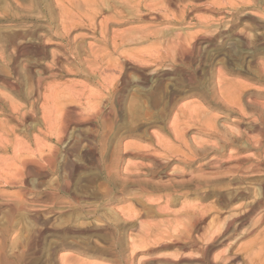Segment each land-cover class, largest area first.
Wrapping results in <instances>:
<instances>
[{"label":"rangeland","instance_id":"1","mask_svg":"<svg viewBox=\"0 0 264 264\" xmlns=\"http://www.w3.org/2000/svg\"><path fill=\"white\" fill-rule=\"evenodd\" d=\"M129 1L132 2V5H130V7L133 6L131 11H127L126 9L124 11L122 7H116V8L111 7L110 9H105L103 13L101 12V14L97 16V20H96L97 23H99L103 18L106 17L113 18L105 42L103 41V39L92 35L91 34L92 32L87 27H84L83 29L77 28L71 31L70 33L71 38L78 37L79 41L77 40V42L72 44V47H68V48L66 47L63 50V52L57 49V45L62 44V41L53 40L49 42V44L52 45L46 51L47 52L50 51L51 55L53 53H58V54L61 53L60 55H62V58L59 59L57 66H52V59L50 57V54H48V57L45 58L44 55L43 56L40 55L34 49L25 53L22 50H20L17 53L14 51L15 47H13L9 43L8 37L11 36L10 34L12 33L15 34L17 32H23V33L30 32V31H34V29L38 37L44 36L45 35L44 33L47 31L49 32L52 31L54 32L55 35L56 33L59 34L62 33L60 29V25L62 21L61 10H58L62 6L61 5L62 2L60 1L61 2L60 3L58 0L57 1L56 0H0V19H2L0 20V58H1L0 59V96L4 98L7 103L6 104L7 107L5 109L0 107V138H1L0 139V149H1L0 150V226H1L0 235L2 234L4 236V237H1L2 235L0 236L2 238V239L0 238L1 239L0 243L3 242L4 245L2 256L0 253V257H1L0 264L1 263L14 264V262L20 264V262L17 261L20 258V256L18 255L21 254L23 247L26 246V244L30 241V239H32L31 236L34 232L33 230L39 229L40 231L43 222L49 223L52 227L54 226V228H52L53 232L45 231V233L43 234L45 236L44 239H43L44 237L43 235L37 238L38 239L37 242L33 244L34 246L32 245L31 251L28 252V254L31 253V255L30 254L26 255L23 264H174V263L185 264V262L187 264H197V262L193 260H195L197 257H200V254L197 251H196L197 253L193 251V249L195 248L187 249L188 251L183 250L182 252V250L178 246L171 245L172 246L171 247L169 245L166 246L164 249L163 243L167 239L165 238V241L163 240L164 242L161 241L162 243L159 242L158 238H160L159 236L161 231H162L161 235H163L164 232L167 233L170 231H174L175 228L173 227H175L176 224L172 223L171 220L176 219V216H179L181 214L182 212L181 209H183V207L200 205L201 207L204 208L203 213L201 214H204L205 222L201 224V226L199 227L196 233L197 236L199 237L200 234L202 235V233H204L205 229L208 227L209 223L214 219L215 215L216 217L220 216L221 218L228 217L231 214L233 208L235 207L237 208V206L241 205L242 203H249L253 201L256 198L257 193H260L261 189L263 188L262 186L264 185V167L261 168L259 172L253 174H247V175L242 174V176L243 177L245 176V178L247 179L246 182L247 184L245 186H239V185L231 186V189H235V187L244 188V189L246 187L247 188L251 187L250 188L251 194L248 197V199H246L247 201L246 200L234 201L232 206L229 207L227 210H221L220 206L216 204L215 198L203 201L201 197L193 189L194 188V186H192L193 184H191L190 186H186L185 187L186 189L185 188L174 189L176 191L161 190L160 192L159 191L152 192L150 194L153 195L152 197L150 196L151 200H148L146 199L145 196H142L141 200L140 201L137 200L136 202L134 195L132 196L130 192L126 193L124 196H120V193H117V195H115L116 199L112 201L110 200L108 201L107 199H104L105 198L104 193L107 186L102 180H100L99 177L97 178L98 167L101 161L100 153L104 152V158H108L107 159L108 162H106V160L105 162L107 164H111L113 160L115 161L116 159L115 157L118 151L124 152L127 146L131 145L132 147H135L136 144L141 147L143 146L150 147L151 145H154L156 143L154 141L158 140L159 135H160L159 138H161L162 136L161 138L162 140L164 139L168 144H170L171 142L170 146H172L173 144L174 146L172 147L175 148L177 147L176 149L179 148L178 151L180 150H181L180 152L183 151L188 157L192 156L191 154L193 155L198 154L200 152L199 147L202 148V145L208 144L207 146L210 147L212 146V144L213 146L215 145L218 146L220 144L218 146V149L220 152L222 151L221 153L219 152L221 155L219 153L215 154L213 153V151H209L207 160L204 161H209L212 157H220V156L223 157L225 154L226 155L223 158H221L223 161L229 159L228 157L230 156H231L230 158L232 159H229L227 163L222 161L224 164L223 169H220L222 171H220L219 169H217L216 171V168H214L215 165L208 167L207 168L208 170L213 168L211 169L212 170L211 172L216 173L212 175L213 176L212 178L219 175L220 173L223 174L224 167L226 168L227 165L229 166V168L233 166L231 169L237 167L236 165L237 161L235 159L238 160L240 157H241L240 159H245L247 161L248 160L250 161L248 163L243 164L244 165L243 170L245 172H248L250 170V167L253 165L252 161L253 162L258 161L259 159L264 158V134H263L264 113L259 112L260 114H258V110L264 112V110H262L264 109V95H263L264 93V64H263L264 63V27H263L264 0H185L186 6L187 5L188 6H187V11L184 15L181 13L182 9L179 6L181 4H179L178 2H173L170 4L166 0H144L142 1L141 8L139 9L135 7V5L138 4V2H140L141 0H129ZM82 12L84 13L82 14ZM78 13H80V15H84L85 10L83 9ZM232 13L234 14L236 13L237 18L238 16L239 17L244 15L247 16L245 18H242L241 21H238V27L236 28L235 32L230 33L231 32L230 31L228 33H224V35L222 34L220 36H215L217 32H219L218 31L219 29L225 30V26L229 27L231 25V20L233 18ZM49 16H51L52 19L56 21L52 25L49 20L50 19ZM78 18L79 17H77V20H79ZM116 18L117 20L114 21V19ZM242 30L243 32H241ZM238 33L240 35L243 34L242 35L243 37L241 36L239 37L240 38L239 39L237 37ZM247 34L248 36L252 37L253 40L251 41H253L254 43L250 41L251 39L250 37H246ZM237 40L240 42L237 43ZM243 40L245 41L246 44H243L244 43ZM34 41L31 40L29 42V46L33 45ZM115 44L118 45L117 50L113 49ZM237 44L241 46H238ZM247 45H249L251 48ZM231 46L233 48H231ZM182 50L183 52L185 51L186 53L184 52L183 54ZM33 52L34 54L35 53L37 54L34 55ZM231 54L234 58L230 56ZM96 56L99 58L97 59ZM185 56L188 58H186ZM189 58L191 59V61ZM124 59H126L127 61L129 60L128 62L129 63L131 62L130 64L133 66L146 69V73L149 75V79L148 81L143 83L142 80L140 81V75L138 72L131 70L130 68L128 69V67H125L128 71L127 75L130 78V82L128 84V87L122 94L123 97L121 96L120 98L116 99V101L114 99L108 100L107 98L108 96L106 94L108 91L107 88L110 87L115 82V80L120 76L121 70L119 67V63L120 61L121 62L124 61ZM108 63L117 64L118 67L108 68L107 67ZM211 64L212 65L214 64V66H212ZM46 65L50 66L51 69L50 71L44 72L42 66H46ZM219 67L221 68V70H218L220 69ZM237 67L239 68L236 69ZM226 69L229 70L227 71ZM261 70L262 72H260ZM220 73L223 74L222 75L223 78L222 77L220 78L221 76ZM155 74L157 77L155 76ZM211 74L214 75L212 76ZM193 76L197 77L198 83L195 80L190 79V77L193 78ZM3 78H9L13 82H16V80H18L21 86L20 91L14 92L9 85L4 84L2 82ZM224 78L225 81H223ZM184 79L190 80V81L187 80L189 85L186 83ZM155 80L157 81L155 82ZM171 81L173 84H170ZM181 82L184 85L181 84ZM190 84L193 86L190 87L191 86ZM241 84L243 85L245 84L244 86L246 87H244ZM210 85L212 88L209 87ZM165 87L167 89H165ZM178 87H180L181 89H179ZM235 87L238 89H236ZM222 88H224L225 90ZM253 88L255 89V91H253ZM256 89L260 92H258ZM170 91H173V93L171 94ZM234 91L235 92L238 91L239 93L237 92L235 94ZM193 92H195V94H193ZM162 93H165V95ZM199 93H201L202 95ZM170 94L172 96H169ZM214 94L218 97H215ZM7 95H9V97ZM216 99L219 100L221 104H219V101H216ZM230 99L232 103L237 101L236 104L234 103L231 106H229V104H231L229 102ZM105 100H108L109 103H111L110 111L108 110H105L106 112L99 111V109L102 106V102L104 103ZM171 100L174 101V103ZM117 101L119 102L121 101V102L119 103ZM171 102L173 103L172 105ZM224 102L225 103L228 102V103L225 104ZM32 103L35 104L36 109H39V114H38L39 121H36L35 123L28 122L26 126H24L22 122L17 120L19 113L17 111L16 112L13 111V109L14 107L19 108L20 110L19 112L21 114L30 111L33 105ZM135 105H137V107ZM227 105H228V109L225 108V106L227 107ZM67 106H72L76 112H74V110L72 111L68 109ZM139 106H141L143 109ZM262 106L263 108H261ZM220 108H222L221 111ZM239 108H241L242 110L240 109L241 111H238ZM64 110L66 112L68 110V112L65 114ZM197 110H201V111L196 112ZM137 111L139 112L137 113ZM202 111L204 113L203 115L209 113V119L212 117V115L215 116V118L213 117H212L213 119L211 118L213 120V123L211 124H214V120H216L215 121L216 125L214 124L215 126L209 124L211 120L209 119L207 120L206 116H202L201 119H199L200 116L202 115L201 113ZM227 111L230 112L228 113ZM237 112L239 114H237ZM197 113H200V115ZM210 113H211V117H210ZM75 114H77V118H80V120L75 117L76 116ZM71 115L75 118H73ZM65 116L67 117L66 120L64 119ZM162 117L163 119L161 120ZM190 121L193 122L191 123ZM32 123L36 125H33ZM186 123L188 125L189 123L191 124V128H189L187 131L185 130L187 132L185 133L186 136L183 135L184 137L183 139H186L187 141L186 142L184 140L185 145L186 143L188 144L186 145L187 150L186 148H184L186 146L183 144V142H176L177 140H175L176 134L179 133V132L175 133L176 131L181 130L183 127L184 129L188 128L187 127L188 125ZM62 124L65 125L63 126ZM207 124L212 127H209ZM184 125H187L186 128ZM170 126L171 127L173 126V129ZM217 126L219 130L217 129ZM51 127L55 129L56 133L52 134L53 135L52 137L55 139H57L60 131L66 132L64 134V141L62 143L57 145L55 144V142H52L50 140L51 135L49 131ZM197 127L198 128L201 127L199 131ZM215 127L217 130H215ZM210 128H213L214 132ZM220 128H223V130ZM142 129L143 130L145 129L144 132ZM204 129H207L208 131L207 130L204 131ZM226 129L227 132L230 130L229 134L231 136V141L229 142H225L226 137L230 138L229 134L226 132ZM131 130L133 131L132 134H131ZM135 130H137L139 133L136 132ZM200 130L202 133L198 134L197 132H200ZM259 130H261V132ZM152 131H154V134H151ZM181 132L182 131H180V133ZM207 132L209 133L211 132L212 136H208L209 134ZM220 132L222 134H220ZM143 134L144 137L141 136ZM150 134L152 136L157 135V137L153 136L154 137L153 138ZM173 134L174 136H172ZM145 137L147 138L145 139ZM219 139H220L219 142H222L224 139L223 143H219L218 142ZM203 140L205 141V144ZM206 141H208L207 144ZM196 142L199 143L197 144ZM192 143L193 144L196 143L197 145L196 144L193 145ZM224 143H226L227 145ZM90 145L95 148L94 149L92 147L90 148ZM224 145H226L225 148H223ZM220 146L222 147V149L220 148ZM52 147H56L58 151V168L56 174H54L55 176L51 174L48 176L47 175L42 176L39 171L30 175L26 174V172L22 169V166L20 165V161L18 160L19 154L20 153L23 155L26 154L29 155L31 158H34L42 152L47 154L50 148ZM193 147H195V149H192ZM66 148L68 151L66 150ZM97 150L100 152H98ZM86 151L89 152L87 153ZM92 151H94L96 154H94V152L92 153ZM71 152L73 154H71ZM78 153L79 155H76ZM91 154L93 156H91ZM177 154L178 153H174L171 155H177ZM199 157H202V154H200L198 158ZM126 159L127 161H133V162L135 161L140 163L143 162L141 160L138 159L136 160L133 158H131L130 160L129 158ZM75 161L78 164H75L76 163ZM127 161H124V163L121 162L119 164V170L121 169L120 170L121 173L126 168ZM60 162L62 163V165L60 164ZM68 164L71 167H69ZM74 164L77 166V168L74 166ZM247 164L250 167L247 166ZM198 165L199 164L197 162L194 165V168H196ZM71 168H73V170ZM173 168L181 170L183 169V165L176 162L172 164L171 169ZM17 169H20L22 171V173H20V177L18 178V180L14 181V184L6 183L5 177H7L9 181L10 180L12 181L13 179L12 175L15 173ZM190 172L192 171H189L186 174L190 176L191 175ZM217 172L220 173L217 174ZM194 173H195L194 175L196 176L201 175V173L198 171H195ZM23 174L25 175V178L21 177L24 176ZM37 174L40 176H38ZM226 175H227L226 178H228V175L231 176L232 174H226V170H225L224 175L221 176L223 177ZM176 176L180 177L178 179H182V177L179 174ZM50 179L56 181L55 186L57 190L54 191L55 192L54 195L50 194L48 196L50 199L49 200L48 197L47 198L43 197L39 187L44 184L50 183L51 181ZM67 181L70 183H68ZM21 191L24 193V196L23 193H21ZM84 191L86 192L84 193ZM133 191L135 192V190ZM18 194H22V196L19 197L20 195L18 196ZM140 196L138 195L137 197L140 198ZM32 197L33 200H31ZM47 199L49 200V202ZM158 199H160V201ZM21 200L22 201L24 200L25 202L24 201L23 202L25 204ZM19 201L22 206L20 205ZM149 201L150 202L158 201L160 205L162 204L161 205L162 207L160 208L162 210L163 207L167 206V203L171 202L173 205L171 206L172 208L169 211H165L164 208L163 213L162 210L160 209H157L159 213L156 210L152 211L148 209L147 211H145V215L143 216V218L142 216H139L138 218L135 219V221L137 222V225H135V227L137 226L136 229L133 228L132 230V228H125L123 229V232H128V234L130 235L135 234L136 231H140V224H144L143 228H141V231L144 230L146 233L148 232L149 234L150 233L159 234L158 238H155L156 236L155 237L153 236L155 239L158 240L153 239L152 236H151L152 238L151 240H149L150 236L146 237L147 240L146 238H139V237H137V239L136 238L133 239L132 237L128 236L125 239L126 241L117 240L118 242H115L116 240H110L105 237L102 238L101 233L102 232L104 233V231L105 232L109 231L107 228L106 230L105 228H103V226H105L106 220L116 221V217H118L117 215H119L120 218L122 219L119 218L120 220L117 222L118 223L120 222V224H124L123 222L128 218L126 214L124 215L125 212L127 213V211L125 210L134 209L136 212H139V210H142L143 207L145 206L144 204L145 203L147 204V202ZM14 202L16 204H14ZM212 205L213 206L216 205L215 206L216 210L214 209L212 211L211 210L209 211L208 209ZM19 206H21L20 209ZM16 208L18 212L14 210ZM11 210L12 212H10ZM172 211L173 212L177 211V213L172 214ZM221 211L223 212L221 213ZM28 213L29 214L32 213L31 214L32 216L29 215ZM168 213L172 215H169ZM11 214L14 218L11 217ZM9 215L11 219L8 217ZM14 215H16V217ZM260 216L261 219H259ZM30 217L32 219H30ZM37 217L39 218V220L36 219ZM128 219L130 221L132 220L130 218ZM128 219L126 221H129ZM178 219L180 220L186 218L184 216L181 217L180 215ZM29 221L32 222V225L30 224L32 228L29 226V223H31ZM117 222L114 223L118 224ZM38 223H41L39 224L41 226L38 227L37 225ZM10 224L12 227L11 226L9 227ZM3 225L6 226V228L5 227L3 228L4 230L2 229ZM20 225L22 226L20 227ZM96 225H100V228L99 226ZM13 226H15V228ZM247 226H248V228L246 227L247 234L245 233L243 238L240 237L237 246L233 250V253L239 257L236 261H234L235 263L233 262V264H238V263L252 264L253 261L255 264H264V234H263L264 207L258 210L256 214L253 215L251 222H249ZM70 227L73 230L78 228L77 229L78 231L77 230H76L77 232L73 231ZM69 228L72 231H70ZM171 228L172 230H170ZM53 229L55 230V232ZM63 229L64 230L66 229L67 231H64ZM99 229L101 230L104 229V230L101 231ZM97 230H99L100 232L98 233ZM21 231H23L24 233H22ZM249 232L251 233L248 234ZM23 236L24 237L26 236L28 241L26 240V237L24 239ZM255 236L258 238H256ZM142 239H145L146 241ZM20 240L22 242H20ZM167 241L169 242V240ZM57 245L58 247H56ZM153 245L154 246L156 245V247H154ZM160 245L162 246L160 247ZM247 245L249 246L247 247ZM150 246H152V248L148 249L150 248ZM157 246H158V250H157ZM51 247L56 249V255H52L53 258L51 257ZM143 247L144 249L142 250L141 248ZM221 247L222 246H220L219 248L218 246L216 248L218 249L217 251L214 250L213 252H210L212 256L209 255V257L215 260V258H218L219 255L224 254L226 252V247L225 246L222 248ZM38 248L39 251L40 250L42 251L38 252ZM153 248H155V252ZM36 250L38 253L36 252ZM147 250L150 251L146 252ZM177 250H179L180 252ZM12 251H13V255L15 256H12ZM116 252L118 255L116 254ZM176 252L179 255H177ZM184 252H188V253H185L184 255ZM260 253H262V255H259ZM180 254L184 255L188 259L190 258L188 256L191 255V258L193 257L192 258L193 262L191 261L190 258V262L192 263H189L188 261L185 260H183L184 262L183 263ZM254 254L257 256V258ZM16 256L18 257L17 259ZM165 257L166 258L169 257L171 259L169 258L164 259ZM129 259L131 260L129 261ZM173 259H175V261ZM2 260L4 261L1 262ZM132 260L134 261L132 262ZM144 260H146L148 263L147 262L144 263ZM168 260L171 262L169 263Z\"/></svg>","mask_w":264,"mask_h":264},{"label":"bare ground","instance_id":"2","mask_svg":"<svg viewBox=\"0 0 264 264\" xmlns=\"http://www.w3.org/2000/svg\"><path fill=\"white\" fill-rule=\"evenodd\" d=\"M57 1V0H56ZM59 2L61 1L62 2V6L60 7V9H58V10H61V19H62V21H61V25H60V29H61V31H62V33H56V35L54 34V32H49V31H47V32H45L44 34V36H40V37H38L37 36V33L35 32V29H34V31H30V32H17V33H15V34H10L11 36H9L8 37V41H9V43L13 46V47H15V52H17L18 53V51H20V50H22L24 53L25 52H29L30 50H32V49H34L36 52H38L40 55H44L45 56V58H47L48 57V54H50V57H51V59H52V66H57V64H58V61H59V59H61L62 58V55H60L61 53H53L52 55H51V53H50V51H46L47 49H49L50 47H51V45L49 44V42H51V41H53V40H60V41H62V44H58L57 45V49H59V50H61L62 52H63V50L67 47H72V44H74L75 42H77V40H78V37H74V38H71V35H70V33H71V31H73L74 29H77V28H81V29H83L84 27H87L88 29H90V31L92 32L91 34L92 35H94V36H96V37H99V38H101V39H103V41L105 42V39H106V36H107V34L109 33V29H110V27H111V21L113 20V18H110V17H106V18H103L102 19V17H101V21L99 22V23H97L96 22V20H97V16L99 15V14H101V12L103 13V11H105V9H110L111 7H122L123 9H124V11H125V9L127 10V11H131L132 10V7H130V5H132V2L131 1H129V0H58ZM142 1H144V0H141L140 2H138V4H136L135 5V7H137V8H141V4H142ZM168 3H173V2H178L179 4H181V5H179L180 6V8L182 9V11H181V13L184 15L185 13H186V11H187V6H186V1L185 0H166ZM60 2V3H61ZM193 5V4H192ZM144 7V6H143ZM257 7V6H256ZM255 7V8H256ZM85 10V14L84 15H80V13H78V12H80L81 10ZM167 9V8H166ZM56 10V9H55ZM112 10V9H111ZM235 11H237V10H235ZM234 11V12H235ZM77 12V13H76ZM75 13H76V15H75ZM84 12H82V14H83ZM189 13V12H188ZM54 14V13H53ZM137 15V14H136ZM176 15V14H175ZM232 20H231V25L229 26V27H226L225 26V30H222V29H219L218 31L219 32H217V34L215 35V36H220V35H224V33H228V32H230V33H233V32H235L236 31V28L238 27V21H241V19L242 18H245L247 15H244V16H241V17H239L238 16V18L236 17V13L234 14V13H232ZM111 16V15H110ZM127 16V15H126ZM252 16V15H251ZM77 17H79L78 19L79 20H77ZM142 17V16H141ZM186 17V16H185ZM48 18V17H47ZM49 20H50V22H51V25L52 24H54L56 21L54 20V19H52V17L51 16H49ZM174 18V17H173ZM184 18V17H183ZM60 19V18H59ZM256 19V18H255ZM0 20H2V19H0ZM100 20V19H99ZM115 20H117V18L116 19H114V21ZM129 20V19H128ZM30 21V20H29ZM168 21V20H167ZM183 21V20H182ZM253 21V20H252ZM255 21V20H254ZM258 21V20H257ZM264 21V20H263ZM125 22V21H124ZM220 22V21H219ZM243 22V21H242ZM260 23V22H259ZM48 24H49V22H48ZM122 24V23H121ZM124 24V23H123ZM242 24V23H241ZM112 25H114V24H112ZM258 25V24H257ZM58 26V25H57ZM44 27V26H43ZM264 27V26H263ZM59 29V30H60ZM32 30V29H31ZM238 30V29H237ZM248 30V29H247ZM18 31V30H17ZM241 32H243V30L241 31ZM260 34V33H259ZM79 35V34H78ZM88 35V34H87ZM233 35V34H232ZM243 35V34H242ZM242 35H240L239 33L237 34V37L239 38V37H241ZM58 36H60V37H58ZM76 36H77V34H76ZM211 36V35H210ZM227 36V35H226ZM246 36V35H245ZM95 37V38H96ZM243 37V36H242ZM246 37H250V36H248V34H247V36ZM235 38V37H234ZM251 39H250V41L251 40H253L252 39V37H250ZM260 38H262V37H260ZM260 38H259V40H260ZM83 39V38H82ZM112 39V38H111ZM203 39H205V38H203ZM207 39V38H206ZM211 39V38H210ZM223 39V38H222ZM240 39V38H239ZM247 39V38H246ZM31 40H35L34 41V43H33V45H31V46H29V42L31 41ZM199 40V39H198ZM79 41V40H78ZM119 41V40H118ZM205 41V40H204ZM208 42H209V40H208ZM238 42H240V41H238L237 40V43ZM244 42V43H243ZM243 44H246L245 43V41L243 40ZM251 42H253V41H251ZM184 43V42H183ZM207 43V42H206ZM217 43V42H216ZM242 43H240V44H242ZM254 43V42H253ZM87 44H89V43H87ZM120 44V43H119ZM198 44H199V42H198ZM197 44V45H198ZM210 44V43H209ZM185 45V44H184ZM193 45H195V44H193ZM212 45V44H211ZM238 45V44H237ZM54 46V45H53ZM216 46H217V44H216ZM234 46V45H233ZM238 46H241V45H238ZM247 46H249V45H247ZM246 46V47H247ZM87 47V46H86ZM93 47V46H92ZM121 47V46H120ZM245 47V46H244ZM250 47V46H249ZM8 48V47H7ZM80 48V47H79ZM213 48V47H212ZM231 48H233L232 46H231ZM251 48V47H250ZM70 49V48H69ZM85 49V48H84ZM87 49V48H86ZM89 49H90V47H89ZM114 50H117L118 49V45H114V48H113ZM188 50H190V49H188ZM13 52V51H12ZM32 52V51H31ZM68 52V51H67ZM76 52V51H75ZM92 52V51H91ZM102 52V51H101ZM182 52H183V50H182ZM185 52V51H184ZM184 52H183V54H184ZM192 52V51H191ZM233 52V51H232ZM186 53V52H185ZM8 54V53H7ZM12 54V53H11ZM33 54H34V52H33ZM35 54H37V53H35ZM34 54V55H35ZM181 54V53H180ZM190 54V53H189ZM188 54V55H189ZM192 54V53H191ZM233 54V53H232ZM232 54L230 55V56H232ZM256 54V53H255ZM4 55V54H3ZM2 55V56H3ZM15 55V54H14ZM26 55V54H25ZM29 55V54H28ZM65 55V54H64ZM118 55H119V53H118ZM188 55H186V56H188ZM194 55V54H193ZM5 56V55H4ZM22 56H24V55H22ZM38 56V55H37ZM103 56V55H102ZM101 56V57H102ZM109 56V55H108ZM185 56V57H186ZM192 56V55H191ZM21 57V56H20ZM40 57V56H39ZM97 57V56H96ZM123 57V56H122ZM121 57V58H122ZM233 57V56H232ZM231 57V58H232ZM238 57V56H237ZM8 58V57H7ZM44 58V59H45ZM99 57H97V59H98ZM131 58V57H130ZM186 58H188V57H186ZM185 58V59H186ZM234 58V57H233ZM1 59V58H0ZM5 59V58H4ZM75 59V58H74ZM96 59V60H97ZM183 59V58H182ZM184 59V60H185ZM190 59V58H189ZM203 59V58H202ZM42 60V59H41ZM118 60V59H117ZM232 60V59H231ZM4 61V60H3ZM10 61V60H9ZM106 61V60H105ZM129 61V60H128ZM126 59H124V61H120V63H119V67H120V76L115 80V82L110 86V87H108L107 89H108V91H107V98H108V100H111V99H114L115 101H116V99H118V98H120L121 96H122V94L124 93V91L126 90V88L128 87V84H129V82H130V78H129V76L127 75V69L125 68V67H128V69L130 68L131 70H134V71H136V72H138L139 73V75H140V81L142 80V82L143 83H145L146 81H148V79H149V75L146 73V69H143V68H140V67H136V66H133V65H131L129 62H128ZM190 61H191V59H190ZM97 62V61H96ZM107 62V61H106ZM232 62V61H231ZM247 62V61H246ZM243 63V62H242ZM5 64V63H4ZM3 64V65H4ZM15 64V63H14ZM28 64V63H27ZM32 64V63H31ZM120 64H122V65H120ZM204 64V63H203ZM231 64V63H230ZM253 64V63H252ZM256 64V63H255ZM264 64V63H263ZM10 65V64H9ZM25 65V64H24ZM30 65V64H29ZM172 65V64H171ZM212 65V64H211ZM233 65V64H232ZM237 65V64H236ZM254 65V64H253ZM262 65V64H261ZM14 66H16V65H14ZM13 66V67H14ZM122 66V67H121ZM212 66H214V64L212 65ZM226 66V65H225ZM257 66V65H256ZM9 67V66H8ZM20 67V66H19ZM22 67V66H21ZM108 68H115V67H118L117 66V64H114V63H108V66H107ZM153 67V66H152ZM229 67V66H228ZM246 67V66H245ZM261 67V66H260ZM56 68V67H55ZM163 68V67H162ZM193 68V67H192ZM191 68V69H192ZM220 68V67H219ZM239 67H237L236 69H238ZM250 68V67H249ZM252 68V67H251ZM254 68V67H253ZM13 69V68H12ZM27 69V68H26ZM35 69V68H34ZM42 69L44 70V72L45 71H50V69H51V67L50 66H42ZM194 69V68H193ZM192 69V70H193ZM197 69H198V67H197ZM202 69V68H201ZM212 69H213V67H212ZM215 69V68H214ZM234 69V68H233ZM232 69V70H233ZM14 70V69H13ZM38 70V69H37ZM61 70V69H60ZM98 70V69H97ZM114 70V69H113ZM167 70V69H166ZM218 70H221V68L220 69H218ZM223 70V69H222ZM227 70V69H226ZM229 70V69H228ZM227 70V71H228ZM2 71H3V69H2ZM215 71V70H214ZM39 72V71H38ZM92 72H94V71H92ZM96 72V71H95ZM150 72V71H149ZM188 72V71H187ZM220 72V71H219ZM222 72V71H221ZM235 72V71H234ZM260 72H262V70L260 71ZM4 73V72H3ZM49 73V72H48ZM213 73V72H212ZM223 73V72H222ZM222 73H220V78L222 77ZM261 74H263V73H261ZM5 75V74H4ZM11 75V74H10ZM151 75V74H150ZM190 75V74H189ZM188 75V76H189ZM198 75H199V73H198ZM212 75V74H211ZM214 75V74H213ZM212 75V76H213ZM155 76H156V74H155ZM166 76V75H165ZM169 76V75H168ZM187 76V77H188ZM212 76H211V78H212ZM157 77V76H156ZM155 77V78H156ZM163 77V76H162ZM186 77V78H187ZM215 77V76H214ZM11 78V77H10ZM193 78H196V79H193ZM193 78L192 77H190V79L191 80H195L196 82H197V77H195V76H193ZM223 78V77H222ZM23 79V78H22ZM37 79V78H36ZM38 80V79H37ZM185 80V79H184ZM188 80V79H187ZM187 80H185L186 81V83L188 84V82H187ZM222 80V79H221ZM251 80V79H250ZM258 80V79H257ZM261 80V79H260ZM259 80V81H260ZM157 80H155V82H156ZM164 81V80H163ZM188 81H190V80H188ZM219 81V80H218ZM223 81H225V78H224V80ZM253 81V80H252ZM2 82L4 83V84H7V85H9L10 86V88L14 91V92H19L20 91V89H21V86H20V82L18 81V80H16V82H13L12 80H10L9 78H3V80H2ZM42 82V81H41ZM160 82H162V81H160ZM184 82V81H183ZM191 82H193V81H191ZM222 82V81H221ZM138 83H140V82H138ZM185 83V82H184ZM185 83V84H186ZM198 83V82H197ZM201 83V82H200ZM225 83V82H224ZM234 83V82H233ZM165 84V83H164ZM164 84H162V85H164ZM170 84H173L172 83V81L170 82ZM175 84V83H174ZM177 84V83H176ZM181 84H183L182 82H181ZM39 85V84H38ZM168 85V84H167ZM180 85V84H179ZM184 85V84H183ZM189 85V84H188ZM191 85V84H190ZM201 85V84H200ZM214 85V84H213ZM227 85H228V83H227ZM241 85H243V84H241ZM245 85V84H244ZM243 85V86H244ZM169 86V85H168ZM177 86V85H176ZM186 86V85H185ZM184 86V87H185ZM193 85H191L190 87H192ZM195 86H197V85H195ZM231 86V85H230ZM210 88H212L211 87V85L209 86ZM228 87V86H227ZM237 87V86H236ZM235 87V88H236ZM239 87V86H238ZM241 87V86H240ZM244 87H246V86H244ZM38 88V87H37ZM42 88V87H41ZM48 88V87H47ZM54 88V87H53ZM58 88V87H57ZM66 88V87H65ZM179 89H181L180 87H178ZM188 88V87H187ZM198 88V87H197ZM197 88H195V89H197ZM256 88V87H255ZM45 89V88H44ZM165 89H167L166 87H165ZM170 89V88H169ZM177 89V88H176ZM190 89V88H189ZM206 89H207V87H206ZM209 89V88H208ZM222 89H224V88H222ZM236 89H238V88H236ZM235 89V90H236ZM247 89H248V87H247ZM246 89V90H247ZM251 89V88H250ZM261 89V88H260ZM39 90V89H38ZM145 90V89H144ZM152 90V89H151ZM172 90V89H171ZM178 90V89H177ZM213 90V89H212ZM225 90V89H224ZM257 90V89H256ZM258 90H259V88H258ZM257 90V91H258ZM262 90V89H261ZM160 91V90H159ZM164 91V90H163ZM193 91H195V90H193ZM220 91H222V90H220ZM253 91H255V89L253 88ZM263 91V90H262ZM49 92H50V90H49ZM148 92V91H147ZM169 92V91H168ZM171 92V94L173 93V91H170ZM203 92H205V91H203ZM215 92V91H214ZM214 92H212V93H214ZM217 92V91H216ZM235 92V91H234ZM238 92V91H237ZM237 92H235V94L237 93ZM258 92H260V91H258ZM52 93V92H51ZM105 93V92H104ZM161 93V92H160ZM207 93V92H206ZM239 93V92H238ZM242 93V92H241ZM240 93V94H241ZM252 93V92H251ZM255 93V92H254ZM6 94V93H5ZM151 94V93H150ZM157 94V93H156ZM162 94H164L165 95V93H162ZM167 94V93H166ZM169 95V96H172V95ZM176 94V93H175ZM193 94H195V92H193ZM199 94H201V93H199ZM209 94V93H208ZM216 94V93H215ZM214 94V95H215ZM233 94V93H232ZM231 94V95H232ZM243 94V93H242ZM250 94V93H249ZM258 94V93H257ZM44 95V94H43ZM161 95V94H160ZM163 95V96H164ZM197 95V94H196ZM202 95V94H201ZM204 95V94H203ZM206 95V94H205ZM211 95V94H210ZM220 95V94H219ZM263 95H264V93H263ZM8 97H9V95H7ZM49 96H50V94H49ZM76 96V95H75ZM125 96V95H124ZM175 96V95H174ZM212 96H213V94H212ZM211 96V97H212ZM221 96H223V95H221ZM237 96V95H236ZM260 96V95H259ZM4 97V96H3ZM44 97V96H43ZM48 97V96H47ZM123 97V96H122ZM126 97V96H125ZM144 97V96H143ZM215 97H218V96H216L215 95ZM220 97V96H219ZM231 97V96H230ZM165 98V97H164ZM170 98V97H169ZM173 98V97H172ZM206 98V97H205ZM208 98V97H207ZM223 98V97H222ZM247 98V97H246ZM47 99V98H46ZM49 99V98H48ZM171 99V98H170ZM169 99V100H170ZM174 99V98H173ZM176 99V98H175ZM232 99H234V98H232ZM29 100V99H28ZM75 100V99H74ZM108 100H105V102L103 103L102 102V106H101V108L99 109V111H105V110H108V111H110V104L111 103H109V101ZM237 100H238V98H237ZM114 101V102H115ZM164 101V100H163ZM172 101V100H171ZM216 101H219V100H217L216 99ZM235 101V100H234ZM241 101V100H240ZM246 101V100H245ZM257 101V100H256ZM30 102H31V100H30ZM41 102V101H40ZM117 102H119V101H117ZM121 102V101H120ZM119 102V103H120ZM143 102V101H142ZM173 103H174V101H172ZM171 102V105L173 104ZM209 102H211V101H209ZM226 102V101H225ZM224 102V103H225ZM231 104H229V106H231L232 104H236V102H234V103H232L231 102V99H230V101H229ZM249 102V101H248ZM254 102V101H253ZM135 103V102H134ZM217 103V102H216ZM228 103V102H227ZM227 103H225V104H227ZM239 103V102H238ZM257 103V102H256ZM256 103H255V106H256ZM6 100L4 99V98H2L1 96H0V107L1 108H3V109H5L7 106H6ZM33 104V103H32ZM145 104V103H144ZM219 104H221V102L219 101ZM258 104V103H257ZM118 105V104H117ZM139 105V104H138ZM142 105V104H141ZM192 105V104H191ZM238 105V104H237ZM244 105V104H243ZM253 105V104H252ZM17 106H18V104H17ZM136 107H137V105H135ZM145 106V105H144ZM251 106V105H250ZM249 106V107H250ZM11 107V106H10ZM39 107V106H38ZM139 107H141V106H139ZM197 107V106H196ZM195 107V108H196ZM223 107V106H222ZM234 107V106H233ZM238 107V106H237ZM258 107V106H257ZM50 108V107H49ZM53 108V107H52ZM67 108L68 109H70V110H74L73 109V107L72 106H67ZM142 108V107H141ZM225 108H227L228 109V105H227V107L225 106ZM252 108V107H251ZM261 108H263V106L261 107ZM23 109V108H22ZM43 109V108H42ZM46 109V108H45ZM48 109V108H47ZM66 109V108H65ZM133 109V108H132ZM143 109V108H142ZM168 109V108H167ZM221 109L222 108H220V111H221ZM226 109V110H227ZM241 108H239V110L238 111H241L240 110ZM253 109V108H252ZM256 109V108H255ZM258 109H260V108H258ZM11 110V109H10ZM130 110H131V108H130ZM137 110V109H136ZM169 110V109H168ZM202 110V109H201ZM201 110H197L196 112H200ZM257 110V109H256ZM262 110H264V109H262ZM13 111H17L19 114H18V117H17V120L18 121H20V122H22L23 123V125L24 126H26V124L28 123V122H33V123H35L36 121H39V118H38V114H39V109H36L35 108V104H33L32 105V107H31V110L30 111H27V112H24V113H21L20 114V110H19V108H17V107H14V109H13ZM65 111V110H64ZM107 111V112H108ZM117 111V110H116ZM134 111V110H133ZM170 111H171V109H170ZM193 111H195V110H193ZM67 112H68V110H67ZM66 111H65V114L67 113ZM74 112H76L75 110H74ZM74 112H73V115H74ZM106 112V111H105ZM139 111H137V113H138ZM162 112V111H161ZM160 112V113H161ZM228 112V111H227ZM226 112V113H227ZM230 112V111H229ZM228 112V113H229ZM236 112V111H235ZM264 113L263 111L261 112V110H258V114H260V113ZM64 113V112H63ZM62 113V114H63ZM101 113V112H100ZM131 113V112H130ZM202 113V115L200 116V118L199 119H201V117L202 116H206V118H207V120L209 119V113H207L206 115H203L204 113H203V111L201 112ZM222 113H225V112H222ZM242 113V112H241ZM240 113V114H241ZM53 114V113H52ZM64 114V115H65ZM122 114V113H121ZM197 114H199L200 115V113H197ZM237 114H239L238 112H237ZM14 115V114H13ZM70 115V114H69ZM69 115H68V118H69ZM76 116V118H77V114H75ZM96 115V114H95ZM110 115V114H109ZM117 115H120V114H117ZM229 115V114H228ZM233 115H234V113H233ZM72 116V115H71ZM192 116V115H191ZM208 116V117H207ZM242 116V115H241ZM73 117V116H72ZM75 117H73V118H75ZM198 117V116H197ZM210 117H211V113H210ZM212 117L213 118H215V116H213L212 115ZM211 117V118H212ZM217 117V116H216ZM243 117H245V116H243ZM66 116H65V120H66ZM93 118V117H92ZM209 119V120H211L210 122H209V124H211V123H213V118L212 119ZM77 119H79L80 120V118H77ZM163 119V117L161 118V120ZM191 119V118H190ZM218 119H219V117H218ZM90 120H92V119H90ZM95 120V119H94ZM117 120V119H116ZM198 120V119H197ZM241 120V119H240ZM64 121V120H63ZM82 121V120H81ZM135 121V120H134ZM200 121V120H199ZM215 121L216 120H214V124H215ZM260 121H262V120H260ZM260 121H259V123H260ZM65 122V121H64ZM68 122V121H67ZM70 122V121H69ZM110 122V121H109ZM174 122V121H173ZM184 122V121H183ZM182 122V123H183ZM187 122V121H186ZM191 123L193 122V121H190ZM234 122V121H233ZM21 123V124H22ZM32 123V124H33ZM50 123V122H49ZM79 123V122H78ZM256 123V122H255ZM101 124V123H100ZM176 124V123H175ZM187 124V123H186ZM214 124H211V125H214ZM240 124V123H239ZM244 124V123H243ZM258 124V123H257ZM31 125V124H30ZM33 125H36V124H33ZM63 125V124H62ZM65 125V124H64ZM63 125V126H64ZM109 125V124H108ZM112 125V124H111ZM188 125V124H187ZM187 125H184L185 126V128H186V126ZM208 125V124H207ZM216 125V124H215ZM214 125V126H215ZM21 126V125H20ZM62 126V127H63ZM110 126V125H109ZM193 126V125H192ZM209 127H212V126H210V125H208ZM208 126H206V127H208ZM30 127V126H29ZM33 127V126H32ZM111 127V126H110ZM149 127V126H148ZM171 127V126H170ZM188 128L187 129H184V127L181 129V130H179V131H176L175 133H178V134H176V137H175V140H177L176 142H183V144L185 145V143H184V140L186 141V139H183L184 137H183V135H185V133H187L186 131L189 129V128H191V124L189 123V125L187 126ZM255 127V126H254ZM263 127V126H262ZM24 128V127H23ZM112 128V127H111ZM138 128V127H137ZM165 128V127H164ZM172 129H173V126L171 127ZM176 128H177V126H176ZM198 128V127H197ZM201 128V127H200ZM200 128H198V131H199V129ZM205 128V127H204ZM110 129V128H109ZM171 129V130H172ZM178 129H179V127H178ZM207 129H209V128H207ZM207 129H204V131H206ZM210 129H212V131H213V128H210ZM217 129H218V126H217ZM216 129V127H215V130H217ZM220 129H222L223 130V128H220ZM261 129V128H260ZM112 130V129H111ZM141 130V129H140ZM143 130V129H142ZM145 130V129H144ZM144 130H143V132H144ZM170 130V131H171ZM186 130V131H185ZM203 130V129H202ZM219 130V129H218ZM222 130H220V131H222ZM253 130V129H252ZM263 130V129H262ZM5 131V130H4ZM66 131H67V129H66ZM105 131V130H104ZM110 131V130H109ZM136 132H138L137 130H135ZM148 131V130H147ZM180 131H182L181 133H180ZM197 131V130H196ZM208 131V130H207ZM224 131H225V129H224ZM230 131V130H229ZM229 131L227 132V129H226V132L229 134ZM255 131V130H254ZM260 132H261V130H259ZM112 132V131H111ZM110 132V133H111ZM142 132V131H141ZM142 132V133H143ZM214 132V131H213ZM217 132H219V131H217ZM247 132V131H246ZM49 133H50V135H51V137H50V140L52 141V142H55V144H60V143H62L63 141H64V134L66 133L65 131L64 132H61L60 131V133H59V135H58V137H57V139H55V138H53L52 136V134H55L56 132H55V129L53 128V127H51L50 128V131H49ZM133 133V131L131 130V134ZM139 133V132H138ZM141 133V134H142ZM148 133V132H147ZM174 133V134H175ZM198 134L199 133H202L201 132V130H200V132H197ZM209 135L208 136H212V133L210 132H207ZM263 133V132H262ZM27 134V133H26ZM101 134V133H100ZM151 134H154V131H152V133ZM150 134V135H151ZM158 134V133H157ZM174 134L172 135V136H174ZM189 134V133H188ZM220 134H222L221 132H220ZM223 134H225V133H223ZM264 134V133H263ZM110 135V134H109ZM159 135V134H158ZM214 135H216V134H214ZM213 135V136H214ZM232 135V134H231ZM68 136V135H67ZM97 136V135H96ZM138 136H140V135H138ZM141 136H143L144 137V134L143 135H141ZM152 136V135H151ZM153 136H156L157 137V135H153ZM152 136V137H153ZM186 136V135H185ZM206 136V135H205ZM224 136V135H223ZM228 136V135H227ZM229 136H230V134H229ZM241 136V135H240ZM106 137H107V135H106ZM159 137H160V135H159ZM158 137V140H155L154 142H156L154 145H151L150 147H147V146H143V147H141V146H139V145H135V147H132L131 145L130 146H127L126 147V149H125V151L124 152H119L118 151V153H117V155H116V159H115V161L113 160V162H111V164H107L106 162H108V158H104V152H101L100 153V155H101V161H100V165H99V167H98V173H97V178L99 177L100 178V180H102L105 184H106V189H105V193H104V199H107L108 201L110 200V201H112V200H114V199H116L115 198V195H117V193H120V196H124L126 193H131V195L133 196L134 195V198H135V200H136V202H137V200H141V197L142 196H145L146 197V199H148V200H151L150 199V196L152 197L153 195H150L152 192H155V191H161V190H163V191H172V190H174V189H176V188H185L186 186H190L191 184H193L192 186H194V190H195V192L201 197V199L204 201V200H209V199H212V198H215L216 199V204L218 205V206H220V208H221V210H227L229 207H231L232 206V204L234 203V201H240V200H246V199H248V197L250 196V194H251V190H250V188L248 187H246L245 189L244 188H236L235 187V189H231V186H245L247 183V179L245 178V176L243 177L242 176V174H253V173H256V172H259L260 170H261V168H263L264 167V158H261V159H257L258 161H252V163H253V165L250 167L248 164H247V166H249L250 167V170L248 171V172H245L243 169V164L244 163H248V162H250L249 160L247 161V160H245V159H235L236 161H237V163H236V165H237V167H234L233 169H231L232 167H230L229 168V166L227 165V169L224 167V172H225V170H226V174H232L231 176L230 175H228V178H226L227 177V175L226 176H221V175H224V172H223V174H221L220 172H217V174L218 173H220L219 175H217V176H215L214 178H212L213 176L212 175H214V174H216L215 172H211L212 170L211 169H213V168H211V169H207L208 167H210V166H214V168H216V171H217V169H223V162H226L227 163V161H229V159H232V158H230V157H228L229 159H227L226 161L224 160H222L221 158H223V157H212L209 161H204V160H207V156L209 155L208 154V152L209 151H213V153H215V154H218L220 151H219V149H218V146L220 145H218V146H213V144H212V146H210V147H208L207 145V143H208V141H206V144L207 145H202V148L201 147H199V150H200V152L199 151H196V152H199L198 154H196V155H193V154H191L192 156H190V157H188L183 151V153L182 152H180V151H178L179 150V148L178 149H176L175 147H172V146H174L173 144H172V146H170L171 145V142H170V144H168V143H166V141L164 140H162L161 138H162V136H161V138H159ZM215 137V136H214ZM218 137V136H217ZM216 137V138H217ZM234 137V136H233ZM239 137V136H238ZM48 138V137H47ZM93 138H94V136H93ZM141 138V137H140ZM147 137H145V139H146ZM154 138V137H153ZM153 138H151V139H153ZM235 138H236V136H235ZM255 138V137H254ZM1 139V138H0ZM65 139H66V136H65ZM102 139V138H101ZM142 139H144V138H142ZM149 139V138H148ZM147 139V140H148ZM157 139V138H156ZM193 139H195V138H193ZM222 139V138H221ZM238 139H240V138H238ZM251 139H253V138H251ZM242 140V139H241ZM240 140V141H241ZM101 141V140H100ZM110 141V140H109ZM149 141H151V140H149ZM200 141V140H199ZM220 141V139L218 140V142ZM222 141V140H221ZM223 141H224V139H223ZM223 141L222 142H219V143H223ZM229 141H231V136H230V138H225V142H229ZM235 141V140H234ZM260 141V140H259ZM81 142V141H80ZM106 142V141H105ZM104 142V143H105ZM175 142V143H176ZM187 142V141H186ZM203 142H204V144H205V141L203 140ZM239 142V141H238ZM248 142H249V140H248ZM88 143V142H87ZM152 143V142H151ZM197 144L199 143V142H196ZM195 143V144H196ZM201 143H202V141H201ZM210 143V142H209ZM251 143V142H250ZM250 143H248V144H250ZM254 143H256V142H254ZM93 144H95V143H93ZM92 144V145H93ZM98 144V143H97ZM153 144V143H152ZM193 144V143H192ZM195 144H193V145H195ZM196 144V145H197ZM216 144V143H215ZM224 144H226V143H224ZM257 144H258V142H257ZM11 145V144H10ZM126 145V144H125ZM124 145V146H125ZM177 145V144H176ZM180 145V144H179ZM183 145V146H184ZM186 145H188L187 143H186ZM185 145V146H186ZM192 145V146H193ZM227 145V144H226ZM226 145H224L223 146V148H225V146ZM229 145H231V144H229ZM235 145V144H234ZM222 146V145H221ZM220 146V148L222 149V147ZM247 146V145H246ZM39 147V146H38ZM51 147V146H50ZM61 147V146H60ZM78 147V146H77ZM92 146L90 145V148H91ZM101 147V146H100ZM191 147V146H190ZM228 147V146H227ZM230 147V146H229ZM93 149L95 148V147H92ZM103 148V147H102ZM101 148V149H102ZM106 148V147H105ZM124 148V147H123ZM183 148V147H182ZM184 148H186V150H187V146L186 147H184ZM4 149V148H3ZM92 149V150H93ZM100 149V150H101ZM192 149H195V147H193ZM196 149H198V148H196ZM1 150V149H0ZM47 150V149H46ZM66 150H67V148H66ZM189 150V149H188ZM191 150V149H190ZM61 151V150H60ZM59 151V152H60ZM68 151V150H67ZM66 151V152H67ZM81 151V150H80ZM83 151V150H82ZM98 151V150H97ZM106 151V150H105ZM115 151V150H114ZM177 151V152H176ZM224 151V150H223ZM33 152V151H32ZM40 152V151H39ZM64 152V151H63ZM87 153L89 152V151H86ZM94 151H92V153H93ZM98 152H100V151H98ZM108 152V151H107ZM186 152V151H185ZM192 152V151H191ZM222 152V151H221ZM220 152V153H221ZM14 153V152H13ZM29 153V152H28ZM31 153V152H30ZM47 153V152H46ZM68 153V152H67ZM91 153V152H90ZM115 153V152H114ZM174 153H178L177 155H171V154H174ZM211 153V152H210ZM219 153V154H220ZM36 154V153H35ZM71 154H73L72 152H71ZM94 154H96L95 152H94ZM190 154H188V155H190ZM200 154H202V157H199L198 158V156H200ZM5 155V154H4ZM76 155H79V153L78 154H76ZM99 155V154H98ZM115 155V154H114ZM221 155V154H220ZM71 156H73V155H71ZM91 156H93L92 154H91ZM174 156H176V157H174ZM203 156H204V158H203ZM216 156V155H215ZM249 156V155H248ZM261 156V155H260ZM69 157H70V155H69ZM69 157H68V159H69ZM63 158H64V156H63ZM111 158V157H110ZM126 158H129V160L131 159V158H133V159H138V160H141V161H143V162H133V161H127V159ZM195 158H197V159H195ZM242 158H244V157H242ZM62 159V158H61ZM67 159V160H68ZM247 159V158H246ZM5 160V159H4ZM18 160L20 161V165L22 166V169L26 172V174H33V173H35V172H37V171H39L40 173H41V175L43 176V175H54V174H56V172H57V168H58V151H57V148L56 147H52V148H50V150H49V152L47 153V154H45L44 152H42V153H40L38 156H36V157H34V158H31L29 155H23V154H19V156H18ZM71 160V159H70ZM75 160V159H74ZM96 160H97V158H96ZM105 160H106V162H105ZM233 160H234V158H233ZM61 161V160H60ZM66 161V160H65ZM124 161H127V166H126V168L123 170V172L121 173V169L119 170V164L121 163V162H123L124 163ZM223 161V162H222ZM17 162V161H16ZM68 162V161H67ZM76 162V161H75ZM97 162V161H96ZM98 162H99V159H98ZM176 162H178L179 164H181V165H183V169H176V168H173V169H171V166H172V164H174V163H176ZM198 162V166L196 167V168H194V165L196 164ZM206 162V163H205ZM65 163V162H64ZM71 163V162H70ZM74 163V162H73ZM60 164L62 165V163L60 162ZM66 164V163H65ZM75 164H78L77 162L75 163ZM74 164V166L77 168V166ZM233 164V163H232ZM4 165V164H3ZM69 165V164H68ZM9 166H10V164H9ZM63 166H64V164H63ZM235 166V165H234ZM69 167H71L70 165H69ZM68 167V168H69ZM74 167V168H75ZM80 168V167H79ZM182 168V167H181ZM245 168H246V165H245ZM5 169V168H4ZM59 169H60V167H59ZM72 170H73V168H71ZM247 169H249V168H247ZM75 170H78V169H75ZM75 170H74V172H75ZM208 170V171H207ZM21 170L20 169H17L16 171H15V173L12 175L13 176V179H12V181L10 180H8L7 179V177H5V180H6V183H9V184H14V181H16V180H18V178L20 177V173H22V171L20 172ZM189 171H192V172H190L191 173V175L189 176L188 174H186L187 172H189ZM195 171H198V172H200L201 173V175H194L195 173ZM220 171H222V170H220ZM206 172V173H205ZM71 173V172H70ZM189 173V174H190ZM17 174H19V175H17ZM59 174V173H58ZM180 175L181 177H182V179H178V178H180V177H177L176 175ZM197 174H199V173H197ZM24 175V174H23ZM38 175V174H37ZM70 175V174H69ZM38 176H40V175H38ZM55 176V175H54ZM21 177H23V178H25V175L24 176H21ZM57 177V176H56ZM55 177V178H56ZM225 177V178H224ZM248 177V176H247ZM40 178V177H39ZM48 178V177H47ZM164 178H166V179H164ZM32 179V178H31ZM57 179V178H56ZM69 179V178H68ZM67 179V180H68ZM255 179V178H254ZM28 180V179H27ZM48 180V179H47ZM51 180V179H50ZM58 180V179H57ZM60 180V179H59ZM250 181V180H249ZM68 182V181H67ZM66 182V183H67ZM68 183H70V182H68ZM250 183V182H249ZM248 183V184H249ZM29 185V184H28ZM56 181H54V180H51L50 181V183H48V184H44V185H42V186H40L39 187V189H40V192H41V194L43 195V197H48L50 194H53L54 195V191H56L57 189H56ZM250 185V184H249ZM252 185V184H251ZM261 185V184H260ZM259 186V185H258ZM21 187V186H20ZM29 187V186H28ZM66 187V186H65ZM69 187V186H68ZM67 187V188H68ZM263 188L261 189V191H260V193H257V196H256V198L253 200V201H251V202H249V203H242L241 205H239V206H237V208L235 207V206H233V207H235V208H233L232 209V211H231V214L228 216V217H224V218H221L220 216H218V217H216V215H215V217H214V219L209 223V225H208V227L205 229V231H204V233H202V235L200 234L199 235V237L197 236V231H198V229H199V227L201 226V224L203 223V222H205V216H204V214H201V213H203V210H204V208L203 207H201L200 205H195V206H189V207H183V209H181V217L182 216H184L186 219H178V217H180V215L179 216H176V219H174V220H171V222L172 223H174V224H176L175 225V227H173V228H175L174 229V231H170V230H172V228L169 230L170 232H167V233H165L164 232V234L163 235H161V233H162V231H161V233H160V238H158V235L159 234H157V233H155V234H149L148 232L146 233L144 230L143 231H141V228H143V225L144 224H140V231H136L135 232V234H128V232H123V229H125V228H132V230H133V228H135L136 229V227H135V225H137V222L135 221V219L136 218H138L139 216H142V218H143V216L145 215V211H147L148 209L149 210H152V211H157V209H160L162 206V204L160 205L159 204V202L158 201H149V202H147V204L145 203L144 205V207H143V209L142 210H139V212H136L134 209H129V210H125V211H127V213L125 212L124 213V215L126 214V216L128 217V218H130V219H132L131 221L129 220V221H124L123 223L124 224H120V222L118 223L117 221H119L120 219H122V218H120V216L119 215H117L118 217H116V221H111V220H106L105 221V226H103V223H102V226H103V228H105V230H106V228L109 230L108 232H105L104 231V233L102 232L101 234V236H102V238L103 237H105V238H107V239H110V240H116L115 242H118L117 240H125L128 236H130V237H132L133 239L134 238H136L137 239V237H139V238H146V237H149V240H151L152 238H151V236L153 237H155V238H158L159 239V242H164L165 241V238L167 239V240H169V242L167 241H165L164 243H163V246H164V249H165V247L166 246H171V245H176V246H178L181 250H182V252H183V250H187V249H190V248H195V249H193V251H197L199 254H200V257H197L196 259H198V260H193V261H195V262H197V264H233V262L234 261H236L239 257L236 255V254H234L233 253V250H234V248L237 246V244H238V240L240 239V237L241 238H243V236L245 235V233H246V227L248 228V224H249V222H251V219H252V217H253V215L254 214H256V212L258 211V210H260L261 208H263L264 207V185L262 186ZM60 188H62V187H60ZM66 188V189H67ZM71 188V187H70ZM69 188V189H70ZM233 188V187H232ZM19 189H21V188H19ZM186 189V188H185ZM189 189V188H188ZM26 190H28V189H26ZM32 190V189H31ZM37 190V189H36ZM88 190V189H87ZM133 190H135V192L132 191ZM259 190V189H258ZM174 191H176V190H174ZM179 191V190H178ZM39 192V191H38ZM37 192V193H38ZM65 192H66V190H65ZM86 191H84V193H85ZM159 192H157V193H159ZM187 192V191H186ZM21 193H23L22 191H21ZM26 193V192H25ZM88 193V192H87ZM133 193H135V194H133ZM175 193V192H174ZM57 194V193H56ZM89 194V193H88ZM164 194V193H163ZM20 195V196H19ZM39 195H40V193H39ZM41 195V196H42ZM140 196V198L139 197H137V196ZM254 195V194H253ZM18 196L19 197H21L22 196V194H18ZM23 196H24V193H23ZM156 196V195H155ZM18 197V198H19ZM36 197H39V196H36ZM199 197V198H200ZM78 198V197H77ZM122 198H124V197H122ZM162 198V197H161ZM164 198V197H163ZM21 199V198H20ZM23 199H24V197H23ZM39 199V198H38ZM40 199H42V198H40ZM48 199H49V197H48ZM47 199V200H48ZM145 199V200H146ZM31 200H33V197H32V199ZM50 200V199H49ZM49 200H48V202H49ZM52 200V199H51ZM57 200V199H56ZM157 200V199H156ZM159 201H160V199H158ZM178 200V199H177ZM22 201V200H21ZM24 201V200H23ZM22 201V202H23ZM43 201V200H42ZM171 201V200H170ZM169 201V202H170ZM201 201V200H200ZM202 201V202H203ZM213 201V200H212ZM247 201V200H246ZM18 202V201H17ZM25 202V201H24ZM23 202V203H24ZM36 202H38V201H36ZM39 202H40V200H39ZM44 202H46V201H44ZM53 202V201H52ZM156 202H158V203H156ZM172 202H173V200H172ZM19 203H20V201H19ZM18 203V204H19ZM43 203V202H42ZM103 203V202H102ZM162 203H163V201H162ZM171 203V202H170ZM170 203H167V206L166 207H163V210L162 209H160V210H162V213H163V211H164V208H165V211H169L172 207V203L170 204ZM174 203H175V201H174ZM197 203V202H196ZM213 203V202H212ZM13 204V203H12ZM11 204V205H12ZM14 204H16L15 202H14ZM25 204V203H24ZM169 204V205H168ZM188 204V203H187ZM20 205H21V203H20ZM214 205V204H213ZM210 206L209 207V211L211 210H214L216 207V205L215 206ZM22 206V205H21ZM21 206H19V209H20V207ZM164 206V205H163ZM17 207V206H16ZM10 208H11V206H10ZM13 208V207H12ZM14 208H15V206H14ZM18 208V207H17ZM17 208L16 209H14V210H16L17 211ZM25 208V207H24ZM218 208V207H217ZM18 209V210H19ZM26 209V208H25ZM180 209V208H179ZM231 209V208H230ZM229 209V210H230ZM206 210V209H205ZM216 210V209H215ZM8 211V210H7ZM20 211V210H19ZM124 211V210H123ZM219 211V210H218ZM217 211V212H218ZM10 212H12V210L10 211ZM14 212V211H13ZM18 212V211H17ZM38 212V211H37ZM36 212V213H37ZM97 212V211H96ZM158 212V211H157ZM205 212V211H204ZM223 211H221V213H222ZM227 212V211H226ZM15 213V212H14ZM41 213V212H40ZM119 213V212H118ZM123 213V212H122ZM159 213V212H158ZM157 213V214H158ZM161 213V212H160ZM173 213H177V211L176 212H173L172 211V214ZM230 213V212H229ZM13 214V213H12ZM12 214H11V217H13L12 216ZM29 214V213H28ZM32 214V213H31ZM31 214H29V215H31ZM34 214V213H33ZM113 214V213H112ZM169 215H172V214H170V213H168ZM215 214V213H214ZM259 214V213H258ZM18 215H20V214H18ZM15 217H16V215H14ZM32 216V215H31ZM212 216V215H211ZM10 219H11V217H10V215L8 216ZM213 217V216H212ZM14 218V217H13ZM118 218V219H117ZM120 218V219H119ZM30 219H32L31 217H30ZM33 219H34V216H33ZM36 219H38L39 220V218L37 217ZM164 219V218H163ZM167 219H169V218H167ZM259 219H261V216L259 217ZM113 220V219H112ZM142 220V219H141ZM144 220H146V219H144ZM154 220V219H153ZM161 220V219H160ZM257 220V219H256ZM35 221V220H34ZM123 221V220H122ZM121 221V222H122ZM261 221V220H260ZM13 222V221H12ZM11 222V223H12ZM14 222H16V221H14ZM29 222H31V221H29ZM114 222H117L118 224H116V223H114ZM135 222H136V224H135ZM141 222V221H140ZM18 223V222H17ZM27 223V222H26ZM26 223H24V224H26ZM96 223V222H95ZM160 223V222H159ZM168 223V222H167ZM15 224V223H14ZM32 225V222L31 223H29V226L31 227V225ZM36 224V223H35ZM39 224H41V223H38L37 225H38V227L39 226H41V225H39ZM98 224V223H97ZM149 224H151V223H149ZM171 224V223H170ZM251 224V223H250ZM259 224V223H258ZM261 224V223H260ZM16 225V224H15ZM19 225V224H18ZM146 225V224H145ZM11 226V224L9 225V227ZM22 225H20V227H21ZM25 226V225H24ZM27 226H28V224H27ZM35 226V225H34ZM96 226H99V228H100V225H96ZM172 226H174V225H172ZM1 227V226H0ZM6 228V226L5 225H3L2 226V229L3 228ZM12 227V226H11ZM14 228H15V226H13ZM27 228V227H26ZM25 228V229H26ZM32 228V227H31ZM52 228H54V226L52 227L49 223H45V222H43V224H42V226H41V228H40V231H39V229L38 230H33L34 232H33V234H32V239H30V241L26 244V246H24L23 247V249H22V251H21V254L20 255H18V256H20V258L17 260V261H19L20 262V264H23V261H24V259L26 258V255L28 254V252L29 251H31V247H32V245L34 244V243H36L37 242V238L38 237H40L41 235H43L44 233H45V231L47 232V231H51V232H53L52 231ZM71 228V227H70ZM70 228H69V230H70ZM146 228V227H145ZM170 228V227H169ZM1 229V228H0ZM22 229V228H21ZM29 229V228H28ZM28 229H27V231H28ZM72 229V228H71ZM78 228H76V229H72L73 231H76ZM82 229V228H81ZM159 229H161V228H159ZM201 229V228H200ZM4 230V229H3ZM3 230H1V231H3ZM16 230V229H15ZM54 230V229H53ZM64 230V229H63ZM72 230H70V231H72ZM99 230H101V229H99ZM99 230H97L98 231V233L100 232ZM102 230H104V229H102ZM101 230V231H102ZM166 230V229H165ZM164 230V231H165ZM249 230V229H248ZM263 230V229H262ZM23 231H24V229H23ZM23 231H21L22 233H24ZM64 231H67L66 229L64 230ZM78 231V230H77ZM76 231V232H77ZM87 231V230H86ZM125 231V230H124ZM127 231V230H126ZM261 231V230H260ZM5 232V231H4ZM3 232V233H4ZM13 232V231H12ZM26 232V231H25ZM54 232H55V230H54ZM75 232V233H76ZM138 232V233H137ZM2 233V232H1ZM50 233V232H49ZM48 233V234H49ZM81 233V232H80ZM137 233V234H136ZM251 232H249L248 234H250ZM254 233V232H253ZM260 233V232H259ZM38 234H39V236H38ZM71 234V233H70ZM166 234V235H165ZM247 234V233H246ZM261 234V233H260ZM264 234V233H263ZM2 235V234H1ZM0 235V236H1ZM9 235H10V233H9ZM28 235V234H27ZM26 235V236H27ZM72 235V234H71ZM25 236V237H26ZM44 236V235H43ZM95 236V235H94ZM97 236H98V234H97ZM99 236H100V234H99ZM258 236V235H257ZM262 236V235H261ZM1 237H4L3 235L1 236ZM0 237V238H1ZM24 237V236H23ZM22 237V238H23ZM25 237H24V239H25ZM28 237V236H27ZM27 237H26V240H27ZM153 237V239H155ZM256 237V236H255ZM45 238V236L43 237V239ZM100 238V237H99ZM131 238V239H132ZM256 238H258V237H256ZM263 238V237H262ZM2 239V238H1ZM0 239V240H1ZM4 239V238H3ZM6 239V238H5ZM8 239V238H7ZM42 239V238H41ZM158 239H155V240H158ZM142 240H145V239H142ZM146 240H147V238H146ZM145 240V241H146ZM164 240V241H163ZM254 240V239H253ZM262 240V239H261ZM5 241V240H4ZM28 241V240H27ZM27 241H25V242H27ZM126 241V240H125ZM258 241V240H257ZM263 241V240H262ZM9 242V241H8ZM20 242H22L21 240H20ZM19 242V243H20ZM24 242V241H23ZM114 242V243H115ZM124 242V241H123ZM161 242V243H162ZM18 243V244H19ZM120 243V242H119ZM156 243V242H155ZM154 243V244H155ZM259 243H261V242H259ZM24 244V245H25ZM52 244V243H51ZM158 244V243H157ZM156 244V245H157ZM20 245H22V244H20ZM46 245V244H45ZM156 245L154 246V247H156ZM251 245V244H250ZM254 245V244H253ZM34 246V245H33ZM36 246V245H35ZM162 245H160V247H161ZM219 246V248H220V246H222V247H226V252L224 253V254H221V255H219V257L218 258H215V260H213V259H211L210 257H209V255H211L210 254V252H213L214 250H218V249H216L217 247ZM249 245H247V247H248ZM252 246V245H251ZM11 247V246H10ZM21 247V246H20ZM56 247H58V245L56 246ZM119 247V246H118ZM145 247V246H144ZM144 247L143 248H141L142 250L144 249ZM172 247V246H171ZM221 247V248H222ZM242 247V246H241ZM245 247V246H244ZM246 247V248H247ZM257 247V246H256ZM146 248H148V247H146ZM145 248V249H146ZM152 248V246H150V248H148V249H151ZM173 248H176V247H173ZM240 248V247H239ZM7 249H9V248H7ZM36 249V248H35ZM154 249V252H155V248H153ZM258 249V248H257ZM261 249V248H260ZM3 250H4V245H3V242L2 243H0V253H1V256H2V252H3ZM21 250V249H20ZM119 250V249H118ZM137 250V249H136ZM135 250V251H136ZM157 250H158V246H157ZM162 250V249H161ZM225 250V249H224ZM244 250V249H243ZM7 251V250H6ZM17 251V250H16ZM40 251H42V250H40ZM39 251V248H38V252H40ZM121 251V250H120ZM138 251V250H137ZM145 251V250H144ZM150 251V250H149ZM148 250L146 251V252H149ZM160 251V250H159ZM165 251V250H164ZM177 251H179V250H177ZM188 251V250H187ZM255 251V250H254ZM254 251H253V253H254ZM8 252H9V250H8ZM7 252V253H8ZM10 252H11V250H10ZM20 252V251H19ZM34 252V251H33ZM36 252H37V250H36ZM37 252V253H38ZM123 252V251H122ZM133 252H134V250H133ZM180 252V251H179ZM181 252V253H182ZM190 252H192V251H190ZM196 252V253H197ZM120 253V252H119ZM177 253V252H176ZM185 253H188V252H184V255H185ZM252 253V254H253ZM255 253H257V252H255ZM15 254V253H14ZM30 255H31V253H29ZM28 254V255H29ZM35 254V253H34ZM41 254V253H40ZM48 254V253H47ZM110 254V253H109ZM116 254H117V252H116ZM144 254V253H143ZM150 254H152V253H150ZM193 254H195V253H193ZM52 255H56V249L55 248H53V247H51V257H52ZM118 255V254H117ZM148 255V254H147ZM161 255V254H160ZM177 255H179L178 253H177ZM181 255V254H180ZM184 255H181L180 257H181V259H182V262H183V260H185V261H188L189 263H192L193 261H192V258H191V255L190 256H188V257H190L191 258V261L192 262H190V258L188 259L187 257H185ZM214 255V254H213ZM255 255V254H254ZM259 255H262V253H260ZM9 256V255H8ZM12 256H15V255H13V251H12ZM198 256V255H197ZM212 256V255H211ZM245 256V255H244ZM256 256V255H255ZM4 257H6V256H4ZM32 257V256H31ZM55 257V256H54ZM134 257V256H133ZM179 257V258H180ZM254 257V256H253ZM1 258V257H0ZM18 257L16 256V259H17ZM53 258V257H52ZM132 258V257H131ZM169 258V257H168ZM168 258H164V259H168ZM213 258V257H212ZM256 258H257V256H256ZM263 258V257H262ZM3 259V258H2ZM125 259V258H124ZM157 259V258H156ZM169 259H171V258H169ZM260 259V258H259ZM121 260V259H120ZM131 259H129V261H130ZM174 261H175V259H173ZM180 260V259H179ZM178 260V261H179ZM246 260V259H245ZM254 260V259H253ZM4 260H2L1 262H3ZM10 261V260H9ZM134 260H132V262H133ZM169 261V260H168ZM167 261V262H168ZM177 261V262H178ZM8 262V261H7ZM11 262H13V261H11ZM147 261L146 260H144V263H146ZM171 261H169V263H170ZM181 262V263H182ZM247 262V261H246ZM5 263V262H4ZM10 263V262H9ZM141 263V262H140ZM142 263H143V261H142ZM148 263V262H147ZM160 263V262H159ZM184 263V262H183ZM235 263V262H234ZM257 263V262H256ZM259 263V262H258ZM2 264V263H1ZM8 264V263H7ZM12 264V263H11ZM14 264H18V263H15L14 262ZM174 264H176V263H174ZM185 264H187L186 262H185ZM238 264H240V263H238ZM252 264H255L254 263V261H253V263Z\"/></svg>","mask_w":264,"mask_h":264}]
</instances>
